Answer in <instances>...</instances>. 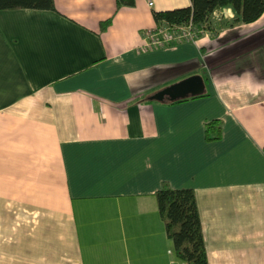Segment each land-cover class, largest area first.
<instances>
[{"label":"crops","instance_id":"crops-1","mask_svg":"<svg viewBox=\"0 0 264 264\" xmlns=\"http://www.w3.org/2000/svg\"><path fill=\"white\" fill-rule=\"evenodd\" d=\"M54 2L0 11V222L23 220L27 264H184L163 182L194 190L208 264H264V13L137 52L152 11L190 0ZM192 75L203 94L151 98Z\"/></svg>","mask_w":264,"mask_h":264},{"label":"trees","instance_id":"trees-1","mask_svg":"<svg viewBox=\"0 0 264 264\" xmlns=\"http://www.w3.org/2000/svg\"><path fill=\"white\" fill-rule=\"evenodd\" d=\"M135 0H115L116 9L133 6ZM229 8L234 13L230 24L251 23L264 13V0H190L186 7L164 11H152L156 25L170 26L192 22L198 30L211 31L213 13ZM32 9L55 10L54 0H0V11ZM111 18L101 22L106 29ZM220 136L217 121L210 122L206 128V138ZM155 200L160 218L164 224L167 238L171 241L175 257L184 264H208L195 192L192 188H172L167 182L155 192Z\"/></svg>","mask_w":264,"mask_h":264},{"label":"built area","instance_id":"built-area-1","mask_svg":"<svg viewBox=\"0 0 264 264\" xmlns=\"http://www.w3.org/2000/svg\"><path fill=\"white\" fill-rule=\"evenodd\" d=\"M202 30L189 22L187 24L170 26L165 23L146 29L141 35V43L136 47L137 52L153 49L171 48L183 42H194Z\"/></svg>","mask_w":264,"mask_h":264},{"label":"rangeland","instance_id":"rangeland-1","mask_svg":"<svg viewBox=\"0 0 264 264\" xmlns=\"http://www.w3.org/2000/svg\"><path fill=\"white\" fill-rule=\"evenodd\" d=\"M16 211L19 212L23 210L16 208ZM25 212L27 213V211ZM6 225H10L9 227L11 228L14 227L13 229H16L17 235L14 231H10L8 227L5 228ZM21 228H23V220L19 218L13 220L12 222H7L4 226H2L0 222V264H27V255L24 251L20 250V247L12 245L15 241L19 243L18 245L22 246L24 231ZM25 228L27 229V222ZM26 231L27 230H25V232ZM7 239L8 242L5 243V240Z\"/></svg>","mask_w":264,"mask_h":264},{"label":"water","instance_id":"water-1","mask_svg":"<svg viewBox=\"0 0 264 264\" xmlns=\"http://www.w3.org/2000/svg\"><path fill=\"white\" fill-rule=\"evenodd\" d=\"M204 93V83L200 75L189 76L179 82L171 84L162 90L156 92L151 97L152 99L176 100L189 96H197Z\"/></svg>","mask_w":264,"mask_h":264}]
</instances>
